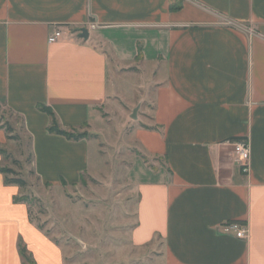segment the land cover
Returning a JSON list of instances; mask_svg holds the SVG:
<instances>
[{"label":"crops","instance_id":"0c3cea01","mask_svg":"<svg viewBox=\"0 0 264 264\" xmlns=\"http://www.w3.org/2000/svg\"><path fill=\"white\" fill-rule=\"evenodd\" d=\"M56 31L63 37L49 43ZM126 73L147 78L122 113L137 110L131 244L158 249L161 240L157 264H264V0H0V106L21 120L46 188L94 175L93 139L104 137L102 114L120 102ZM41 107L87 138L49 133ZM245 139L248 174L231 145ZM12 143L0 129V146ZM6 180L0 172V264H24L21 247L35 264H66L16 202L24 189ZM226 222L247 224L248 237L217 233Z\"/></svg>","mask_w":264,"mask_h":264},{"label":"rangeland","instance_id":"374dc122","mask_svg":"<svg viewBox=\"0 0 264 264\" xmlns=\"http://www.w3.org/2000/svg\"><path fill=\"white\" fill-rule=\"evenodd\" d=\"M147 78L136 73L120 75L116 85L120 102L113 113L105 114L106 132L96 136L91 147V171L84 174L77 186L45 187L33 168V154L23 134L18 117L0 106V124L13 126L15 140L11 148L1 147L5 156L0 169H10L14 177L22 179L27 186L22 197L29 200L32 222L50 238L61 245L67 255L66 264H157L152 245L135 248L130 233L136 224L138 197L126 180L129 169L127 159L135 149L130 146L132 115H123L141 99ZM115 102V100H114ZM128 123V125H127ZM7 134V133H6ZM34 152V150H33Z\"/></svg>","mask_w":264,"mask_h":264},{"label":"built area","instance_id":"2783aa9c","mask_svg":"<svg viewBox=\"0 0 264 264\" xmlns=\"http://www.w3.org/2000/svg\"><path fill=\"white\" fill-rule=\"evenodd\" d=\"M63 37L62 31H56L49 37V43H55ZM233 154L235 160L240 164L242 172L244 174L249 173L250 159H251V148L247 139L233 142L232 144ZM217 233L233 236L237 239L244 240L248 237L249 228L247 224H241L238 222H226L217 227Z\"/></svg>","mask_w":264,"mask_h":264},{"label":"trees","instance_id":"16d2710c","mask_svg":"<svg viewBox=\"0 0 264 264\" xmlns=\"http://www.w3.org/2000/svg\"><path fill=\"white\" fill-rule=\"evenodd\" d=\"M40 109L42 111L46 112L52 118L51 125L48 129L49 133L64 136L65 138H67L68 140H71V141H80L82 139L87 138L86 133L76 134V133H68V132L62 131L59 128L58 123L55 120L53 113L46 107H41ZM0 129L4 130L7 133V137L9 140H15L16 139L13 136L14 131H13V127L11 125L7 124L5 127H3L0 124ZM0 154L4 155L5 152L3 150H0ZM0 172L7 176L6 183L8 185H16V186H19L21 188H25L27 186V184L24 180L18 179V178H11V177H14V175H15L12 170L1 169ZM16 202L27 203V204L30 203L28 198H26V197H20L16 200ZM20 253H21V256L24 260V264H35L34 261L32 260V258L27 254V252L24 248H22V247L20 248Z\"/></svg>","mask_w":264,"mask_h":264},{"label":"water","instance_id":"95a60500","mask_svg":"<svg viewBox=\"0 0 264 264\" xmlns=\"http://www.w3.org/2000/svg\"><path fill=\"white\" fill-rule=\"evenodd\" d=\"M80 37L83 38V39H86V40H87L88 37H89V34H88L87 30L83 29V30L81 31V35H80ZM132 118H133V119H137V110H135V111L133 112V116H132Z\"/></svg>","mask_w":264,"mask_h":264}]
</instances>
